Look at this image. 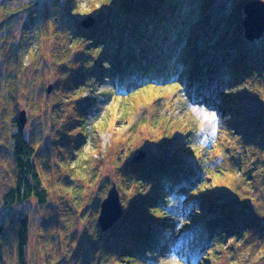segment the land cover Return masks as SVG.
<instances>
[{
    "label": "trees",
    "instance_id": "obj_1",
    "mask_svg": "<svg viewBox=\"0 0 264 264\" xmlns=\"http://www.w3.org/2000/svg\"><path fill=\"white\" fill-rule=\"evenodd\" d=\"M246 1L250 0H103L97 7L80 11L79 0H0V204L4 208L0 214V264H6L7 258L26 264L34 229L39 253L47 251L40 264H108V259L115 260L114 264H153L146 257L151 248L157 252L164 248L168 254L178 255L183 264H217L204 256L201 260L186 259L190 251L183 230L177 228L181 220L168 210L174 196L183 199L175 209L186 220L193 207L208 204L217 217L211 219L207 211H201L194 218L216 239L237 233L241 243L235 254L230 257L229 252L227 263L226 258L219 263H256L252 262L254 257L264 248V35L253 42L245 38ZM24 14L25 28L32 30L23 34L31 40L26 44L22 43L26 37L16 38L13 31ZM89 17L94 21L84 24ZM220 27L226 28L225 34L236 35V75L239 79L248 75L251 96L258 101L255 113L238 115L236 121L248 134V145L257 146H250L249 156L259 164L245 166L244 176L234 184L233 198L223 201L209 191L202 178L211 167L208 160L185 174V161L178 160L181 154L171 157L164 150L163 134L154 148L152 138L144 139L140 141L147 142L143 160L133 161L135 154L123 159L124 153L118 155L120 177L115 184L121 192V217L103 230L96 220L95 207L100 204L97 206L95 198L92 208L86 206L79 213L87 217L82 234L77 237L78 225L74 232L66 231L75 222L73 207L58 209L51 201L46 179L55 171L49 172L37 152L38 145L46 147L41 136L50 129L49 123L63 120L74 100L69 106L72 115L76 113V121L86 120L82 95L92 87L96 70L110 77L119 96L156 85H176L189 96L190 86L198 79L192 73V63L204 59L205 70L209 59H215L221 46L213 49L209 41ZM42 40L48 43V52L40 50ZM195 44L198 55H190ZM103 61L110 66L105 68ZM202 97L211 99L207 91L193 98ZM221 99L238 102L233 94H222ZM21 109L27 114L24 127L18 122ZM63 125L59 132L68 131ZM238 162L242 169L243 160ZM55 163L56 172L64 173L60 163ZM63 177L62 186L73 180L70 174ZM53 207L58 209L56 214H51ZM38 208L39 217L32 219L29 210ZM82 221L77 216L76 222ZM155 225L163 228L161 234L153 233ZM243 249L250 252L245 260ZM257 264H264V256Z\"/></svg>",
    "mask_w": 264,
    "mask_h": 264
},
{
    "label": "rangeland",
    "instance_id": "obj_2",
    "mask_svg": "<svg viewBox=\"0 0 264 264\" xmlns=\"http://www.w3.org/2000/svg\"><path fill=\"white\" fill-rule=\"evenodd\" d=\"M101 2L103 0H79V10L88 11L87 9L97 7ZM25 19L24 14L14 26L12 25L16 38L22 39L24 32L30 31L25 28ZM225 29V27H220L216 30L215 35L210 38L211 48L217 49L219 46L221 48H219L220 52L215 55L213 61L211 58L209 59L207 68L202 69L204 59L192 63L194 66L192 73L198 79L193 81V85L190 86L192 93L189 96L187 91L178 89L176 85L147 86L127 96H119V94L114 93L115 86L110 81V77L100 75V72L96 70L95 76L92 78V87L82 95L84 97L83 106L86 109V120H75L74 114L76 113L73 112L72 115L71 107H69L75 101L73 99L74 101L67 106V109H70L68 111L66 109L67 112H64L65 118H61L63 120L58 122L49 123L50 129L44 131L41 136H44L41 142L46 147L40 149L38 145L37 152L39 158L46 162L49 172L55 171L54 175L51 176L50 173L46 179L51 201L56 204L58 209L66 210L68 205L73 207L71 214L75 213V222L72 221L66 231L72 233L78 225L77 237L80 236L87 224V217H80V211L86 206L89 209L92 208L91 201L95 198L97 199V206L101 205L110 188L114 183H117L120 177V171L117 168L119 153L125 154H123L122 159L132 154H138L139 151L145 150L144 145L146 146L147 142L143 141L140 144V141L144 139L152 138L151 146H158V140L160 141L162 134L165 137L164 143L167 145L164 149L166 153L171 157L176 156L177 153L181 154L178 160L185 161V174H191V169L198 168L199 163L203 164L205 160H208L211 167L209 166L202 176L207 183L206 187L220 200L229 202L233 198L234 184L237 185L244 176L245 166H248L249 163L250 165L255 164V166L259 164L254 157L249 156V148L250 146L252 148L255 143L248 145L245 141L248 134L242 131L237 124V116L247 112L255 113L259 105L258 101L251 96L249 89L251 85L248 84L247 80L248 75H241L240 79L236 75V35L225 34ZM29 41L31 40L26 37L22 43L26 44ZM47 46L48 43L44 44L42 40L40 50L48 52ZM189 53L190 55H198L196 44ZM103 65L107 68L110 63L103 61ZM111 91L113 94L108 98V93ZM205 91L209 92L211 96L208 101L204 100L208 99L206 97L193 98L196 93L201 94ZM222 94H233L238 97V102L225 103L222 99L218 100ZM244 122L247 123V119H244ZM69 124H72V127H69ZM53 125L56 128H52ZM62 125L67 127L69 132H59L60 129H63ZM135 142H138V145L133 146ZM226 148L231 151L226 152ZM238 160H243L242 169L239 162L237 163ZM55 162L60 163V168L65 174H70L73 177V180L66 181L64 186L61 185L60 180L62 177V181H64V173L59 169L56 172L57 165ZM214 169L222 172L217 173ZM58 175L59 178L57 179ZM74 187L78 189L75 190ZM180 202H183V199L174 196L168 210L178 220H181L177 224V228L183 230L185 236L183 240L190 253L193 254L192 257L189 253L186 259L201 260L204 256L203 259L211 262L217 261L218 264V260H224L229 252L230 257H233L236 248L241 243L237 233L232 232L223 238L220 237L221 239H216V235L212 231L194 218V215H198L201 211H207L208 217L215 219L217 214L209 209L208 204L193 207L192 216L186 220L183 214L177 213L175 209L181 204ZM100 205L95 207L97 209L95 212L97 222ZM56 207L51 208V214H56V210H58ZM3 209L0 204V214L3 213ZM39 212V208L29 210L32 219L33 216L38 218ZM77 216L83 218L81 223L76 222ZM153 230L155 234L163 232V228L158 225H155ZM36 232L37 229L31 232L25 254L26 264H40L41 257H45L47 252L39 253ZM242 251L245 253V260L250 252L249 249ZM51 252L57 255L55 250ZM60 252L63 253L61 249L59 254ZM80 253L79 258L81 259L84 253ZM177 256L172 253L168 254L164 248L163 251L158 252L157 249L151 248L146 253V257L153 264H183ZM261 256H264L263 247L259 257H254L252 262L257 264ZM69 257L70 255L66 258ZM14 259L7 258L6 264H16ZM73 261L75 262V259ZM114 263L115 260L108 259V264ZM75 264H80V261L75 262Z\"/></svg>",
    "mask_w": 264,
    "mask_h": 264
},
{
    "label": "water",
    "instance_id": "obj_3",
    "mask_svg": "<svg viewBox=\"0 0 264 264\" xmlns=\"http://www.w3.org/2000/svg\"><path fill=\"white\" fill-rule=\"evenodd\" d=\"M243 31L245 38L253 42L259 40L264 35V1L250 0L243 6ZM94 21L93 17L84 20V24L89 25ZM52 91V85H49L48 92ZM18 122L22 127L27 123V114L25 110L20 112ZM146 157V150H141L133 157L137 162ZM122 215V206L120 193L117 185L114 183L108 191V195L103 199L100 205L98 221L103 230L111 228Z\"/></svg>",
    "mask_w": 264,
    "mask_h": 264
},
{
    "label": "snow or ice",
    "instance_id": "obj_4",
    "mask_svg": "<svg viewBox=\"0 0 264 264\" xmlns=\"http://www.w3.org/2000/svg\"><path fill=\"white\" fill-rule=\"evenodd\" d=\"M213 118H214V114H213Z\"/></svg>",
    "mask_w": 264,
    "mask_h": 264
}]
</instances>
